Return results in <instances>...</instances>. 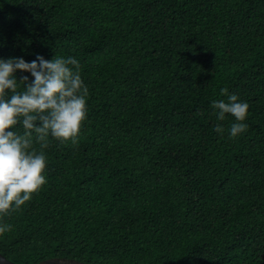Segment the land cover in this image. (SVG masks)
<instances>
[{"label": "trees", "instance_id": "16d2710c", "mask_svg": "<svg viewBox=\"0 0 264 264\" xmlns=\"http://www.w3.org/2000/svg\"><path fill=\"white\" fill-rule=\"evenodd\" d=\"M38 54L79 60L87 118L49 136L46 183L0 216L2 254L264 264V0H0V58ZM224 87L249 103L235 138L211 103Z\"/></svg>", "mask_w": 264, "mask_h": 264}, {"label": "clouds", "instance_id": "9594fccd", "mask_svg": "<svg viewBox=\"0 0 264 264\" xmlns=\"http://www.w3.org/2000/svg\"><path fill=\"white\" fill-rule=\"evenodd\" d=\"M18 71L30 73L33 79L24 75L18 80ZM220 94L225 98L213 100L212 107L220 121L225 114L235 118L228 129L229 138H235L248 128L244 121L249 103L227 87ZM87 98L80 62L73 56L48 60L38 54L30 62L23 57L0 58V216L18 211L46 183L43 149L49 136L75 141L87 118ZM13 127L14 131L8 130ZM215 131L223 134L224 126L217 124ZM10 228L0 223V234Z\"/></svg>", "mask_w": 264, "mask_h": 264}, {"label": "water", "instance_id": "95a60500", "mask_svg": "<svg viewBox=\"0 0 264 264\" xmlns=\"http://www.w3.org/2000/svg\"><path fill=\"white\" fill-rule=\"evenodd\" d=\"M0 264H19V263L8 259L4 254L0 252ZM37 264H90V263H86L74 258L52 257L42 260Z\"/></svg>", "mask_w": 264, "mask_h": 264}]
</instances>
